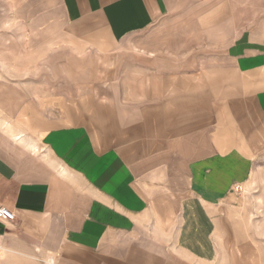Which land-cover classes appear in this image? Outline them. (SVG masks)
Segmentation results:
<instances>
[{
	"label": "crops",
	"instance_id": "1",
	"mask_svg": "<svg viewBox=\"0 0 264 264\" xmlns=\"http://www.w3.org/2000/svg\"><path fill=\"white\" fill-rule=\"evenodd\" d=\"M30 1L69 26V41L104 58L131 42L135 60L117 78L122 101L111 96L91 118L34 116L38 143L0 129V208L15 214L0 220V251L35 244L67 264H264L252 233L222 226L217 208L264 138V0Z\"/></svg>",
	"mask_w": 264,
	"mask_h": 264
},
{
	"label": "rangeland",
	"instance_id": "2",
	"mask_svg": "<svg viewBox=\"0 0 264 264\" xmlns=\"http://www.w3.org/2000/svg\"><path fill=\"white\" fill-rule=\"evenodd\" d=\"M30 4L35 3L0 0V129L9 135L13 134L11 129H17L38 143L45 127L38 128L34 116L64 125L77 115L88 119L95 111L100 113L108 98L121 102L124 90L118 87L117 78H121L120 69L135 58L129 52L131 42L124 47L126 52L99 57L90 45L68 40V25L51 24L49 17L38 15ZM258 63L257 68L261 67ZM221 119L223 130L227 120ZM247 154L251 158L249 169L238 171L234 183L224 187L225 195L217 208L222 226L252 233L250 238L264 248V138L262 144L248 147ZM212 172L204 169L202 178ZM37 246L34 244L32 250L18 248L10 254L0 251V264H67L58 254Z\"/></svg>",
	"mask_w": 264,
	"mask_h": 264
},
{
	"label": "built area",
	"instance_id": "3",
	"mask_svg": "<svg viewBox=\"0 0 264 264\" xmlns=\"http://www.w3.org/2000/svg\"><path fill=\"white\" fill-rule=\"evenodd\" d=\"M0 220L1 221H14L15 220V214L11 210L1 207L0 208Z\"/></svg>",
	"mask_w": 264,
	"mask_h": 264
}]
</instances>
